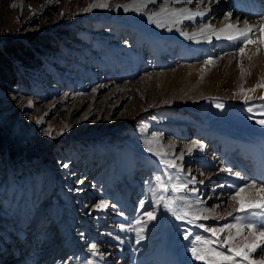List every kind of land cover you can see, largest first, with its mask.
Segmentation results:
<instances>
[{
	"label": "rangeland",
	"instance_id": "rangeland-1",
	"mask_svg": "<svg viewBox=\"0 0 264 264\" xmlns=\"http://www.w3.org/2000/svg\"><path fill=\"white\" fill-rule=\"evenodd\" d=\"M130 1L0 0V45L7 40L25 41L32 33L58 38V50L42 56L38 69L22 71L13 89L0 87V249L11 241L16 246L0 256L3 264H25L26 260L31 264H87L92 258L91 244L96 245L99 255L105 256L102 248L115 244L108 240L122 238L114 230L121 223L115 217L122 211L117 199L126 192L134 206L140 204L151 196L146 195L150 190L145 187H155L153 178L162 175L153 164H144L156 156L147 150L146 141L159 134L152 143L154 149L162 146L163 151L172 155L181 151L171 150L170 144L183 140L167 133L168 119L159 116L156 109L151 113L143 111L151 99L168 92L166 75L162 79L155 77L150 87L152 74L170 72L181 64V48L168 43L163 46L167 52L156 57L149 54L150 47H141L155 41L144 31L166 33L170 27L182 26L169 23L167 28H160L148 23L147 15L159 12L161 0L144 12H125L117 7ZM97 3H107L109 7L85 11ZM226 10L212 22H218ZM114 12L130 14L121 16L119 23L141 24L118 25L112 18ZM94 13L99 14L98 19H91ZM255 33L256 30L250 38ZM262 105L264 100L240 104L251 117L253 113L247 108L252 106L258 119L262 118L258 115ZM194 131L191 129L193 135L185 144L200 141ZM46 132L50 134L45 135ZM211 148L213 144L206 146L204 155L197 154L200 159L194 163H181L183 173H190L197 181L209 177L206 173L212 169L200 163L209 154L213 156ZM129 159L137 164V171L131 168ZM94 163L99 166L90 172ZM65 164L67 168L63 167ZM52 186L57 187L58 193L51 191ZM206 189L199 187L195 196L208 201L209 207L217 205V191L212 194ZM101 200L108 207L100 212L95 205ZM179 200L177 205L189 211L185 205L190 203L183 197ZM130 210L133 208L125 210L126 216ZM153 210L156 207L151 203L145 212ZM136 211L137 208L133 212ZM159 211L151 226L169 231L179 239L181 247L191 246L196 234H204L197 225L181 224L170 213ZM186 230L193 233L188 240L184 238ZM157 232L152 230L147 237L150 240L142 247L148 248L149 243L155 242ZM126 237L130 239V234ZM263 256L264 253L255 254Z\"/></svg>",
	"mask_w": 264,
	"mask_h": 264
},
{
	"label": "bare ground",
	"instance_id": "bare-ground-1",
	"mask_svg": "<svg viewBox=\"0 0 264 264\" xmlns=\"http://www.w3.org/2000/svg\"><path fill=\"white\" fill-rule=\"evenodd\" d=\"M158 1L155 0L154 4L150 3L148 6H153ZM161 1L162 5L160 8L165 3V0ZM250 2L251 0H203L202 2L201 0H193V3L173 4L172 0H168L169 8H186L193 12L198 10L208 11H206L204 16H198L194 20H183L182 23H179V26H182L179 29L178 27L175 29L170 27L166 33L144 31V33L147 32V36H154L153 38H155V41L153 40L154 52L161 51V54L164 51L165 53L167 50H165L166 47H163L164 45L176 43L180 46L181 54L184 57L182 59L183 62L172 71L152 74L154 78L150 82V87L154 84L155 77L162 79L166 75L165 81L170 88H168V92L165 95L160 96L158 99L154 98L149 102L147 101L148 103L143 107L144 112L151 113L156 109L159 112V116L166 117L168 120H165L167 121L165 125L170 128V131H167V133L174 134V137L183 140V143H178L177 145L170 144V146H173L172 151H176L178 148L181 151L176 155L169 154L168 158L179 157L183 153V160L177 159V164L181 165L183 162L194 163L200 159L196 157L197 154L204 155L206 146L209 144H213V147L218 145L216 149L211 148V152H214L213 156L211 157L209 154L200 163L203 167L212 169L211 172L206 173V176L209 177L205 178L203 183L189 184V190L179 194V196L190 203L189 212L200 217H209L208 220L201 219L198 221V224L203 223L207 227H222L225 221L228 223L234 222L233 217L227 215L228 212H233V216L238 214L230 206V195L234 194L232 186H243V181L238 179L234 173H240L248 181L254 180L257 187H260L257 182L264 180V171L262 172V170L257 168L260 165L259 167L264 170V126L257 124L240 106L241 103H245V96L250 97V101L261 100L260 98L264 97V88L256 87L258 84H264V45L253 43L239 46L240 41L217 40L214 36L210 40L208 39L213 29L224 28L229 23L238 25L240 28L245 26V22L257 27L264 25V9H261L259 12H262L261 15L252 18L253 14L249 8ZM132 3L133 0L129 2V4ZM261 3L264 6V1ZM224 9L227 10L223 17L218 19V22L213 23L212 21ZM128 14L125 12H114L112 15V18L115 19L114 23L123 26L128 24L129 27H137L141 24L139 21H131L129 23H119L117 21L121 16ZM98 18L99 14L97 13H94L91 17V19ZM207 25H211V28L207 29L204 34H200L199 30L204 29ZM182 32L187 33L188 36L182 35ZM193 34L196 35L193 36ZM189 36H193V38H188ZM258 38V30H256V33L250 39L256 41ZM149 47L150 45L145 43L141 48L145 49ZM239 47H245L243 55H240ZM203 55L208 57L203 60L201 59ZM209 58L212 59L213 63H207ZM158 78L157 80H159ZM252 88H255V91H246ZM241 89L245 91L242 92ZM217 103H222L224 107L217 108L215 106ZM191 129L197 132L196 135H198L197 138L200 141L198 143L189 141L185 144V141H188L186 139L193 135ZM193 144L202 145L203 148L196 147L189 153L186 146H192ZM247 155L250 159L249 161L244 159ZM144 164L145 166L153 164L163 175L164 168L159 157L155 156L151 162ZM129 165L136 171L139 168L131 159H129ZM98 166V163H94L91 165V171L88 168L86 173L88 171L95 172ZM225 168L231 171H222ZM249 168H252V170L247 172ZM185 173H182V178L187 177ZM218 185H225V187L220 188ZM199 187H206L212 194L217 191L216 195L218 196L215 197L218 200L217 205L209 207L207 205L208 201L206 202L199 198V196H195ZM146 189L149 190L150 187H145ZM191 189H196V191H192ZM230 191L233 192L230 194ZM149 194L151 192L146 195ZM130 199V196L126 192L121 194L120 198L117 199L118 205L122 207V211L117 212L115 217L121 223L119 222L120 224L114 230L117 233L115 234L122 238L116 239V237H113L111 240H108L111 244L115 243L114 246H109L108 244V247L102 248L105 256H101L98 253L92 255V258L89 260L93 264H124L125 262H131V264H203L202 261H194L190 252L191 246L181 247L178 238H175L169 231L160 229L157 225L152 227L151 222L141 225L142 227L144 226L143 239L137 242L136 232L130 231L129 228L137 227L135 224L136 220L141 219L145 209L151 203H154L152 194L147 200H144L145 205L143 208L140 207V204L137 205L136 203L137 206H134L133 201ZM128 208H133V211L137 208L136 213L130 210V215H134L132 218H129L130 215L126 216L127 212L125 210ZM204 208L214 209V211L204 212ZM101 211H105V208ZM153 211L157 213V216L159 215V209L156 208ZM133 218H136L135 221H131ZM143 219L146 220V217H143ZM179 221L181 224L187 223V221ZM207 222L222 223L208 226ZM40 224L41 220L37 223V228L39 229L41 228ZM121 224L125 226L123 231L119 227ZM152 230H158L154 236L155 242L149 243L148 248L142 247L144 242L148 243L150 240L147 237L151 235ZM234 232L235 230L233 229ZM128 234H130V239L126 237ZM202 235L210 234L204 233ZM224 235L226 233L221 234L220 238L223 239ZM129 240L133 241L134 244H132L133 242L129 243ZM13 242L15 241H11L10 245H2L0 249L1 257L10 253V248L13 250L16 247ZM4 252L5 254L3 255ZM251 258L261 259L264 256L255 257L254 254Z\"/></svg>",
	"mask_w": 264,
	"mask_h": 264
},
{
	"label": "snow or ice",
	"instance_id": "snow-or-ice-1",
	"mask_svg": "<svg viewBox=\"0 0 264 264\" xmlns=\"http://www.w3.org/2000/svg\"><path fill=\"white\" fill-rule=\"evenodd\" d=\"M154 4L155 0H133L132 4L128 5H118V8H123L125 12L130 10L136 12H144V9L148 4ZM172 3H193V0H172ZM93 7L95 8H108L107 3H97L91 5L85 11H90ZM210 10V9H209ZM208 11V10H206ZM206 11H191L186 8H169L168 0H165L164 6L160 8L159 12H154L147 15L148 23L155 24L157 27L164 28L169 23L175 26L178 23H182L183 20H194L198 16H204ZM211 25H207L204 29H200V34H204L207 29H210ZM258 30L261 32V36L258 40L253 41L250 39V34ZM182 35L188 36L187 33L182 32ZM196 34H193V36ZM189 36L188 38H193ZM215 39H225L230 42L240 41L243 45L259 43L264 45V25L254 26L245 22V26L240 28L238 25H233L231 23L227 24L224 28L213 29L211 34L208 36L210 40L212 37ZM240 55L245 53V47H239ZM207 63H213L212 59L209 58ZM256 87L264 88V84H258ZM93 91H96L93 89ZM244 92V89H241ZM246 91H255V88L247 89ZM250 97L245 96V103H249ZM264 100V97L260 98ZM217 108H223L222 103H217L215 105ZM258 115L262 118L257 119V113L253 112V107L249 106L247 111L253 113L252 119L262 126H264V105L261 106ZM41 121H38V123ZM46 132L45 135H49ZM159 138V134L153 137L152 141H146L147 150L149 152H154V154L160 158V162L163 165L164 172L163 175L155 176L154 182L155 187L150 186V192L152 194V200L154 206L157 209L162 210L164 213H170L176 220L187 221L190 225H197L199 228L203 229V232L210 235L196 234L194 239H191V256L194 261L203 262V264H264V258L253 259L251 258L254 254L264 253V180H261L260 187H257L256 182L248 181L240 175V173H234V175L243 181V186L233 185L234 194L230 195V206L238 214L233 216V212H228L229 217H233V223H224L222 227H207L203 223L198 221L208 220V216H197L186 210H182L177 205V200L182 199L179 196L181 192L188 191L189 184L203 183V181H197L194 176L189 173L187 177L182 178L183 168L176 163V160H183L184 154L181 153L179 157H174L169 159V154L162 150V146H158L157 149L152 147V143ZM189 153L193 151L194 148H203L202 145L193 144L192 146H186ZM63 167L67 168L68 165L65 164ZM174 173L173 174V171ZM222 171L230 172L229 169H222ZM166 178V179H165ZM83 183V181H80ZM218 187L223 188L225 185H218ZM251 189V191H249ZM196 191V189H191ZM169 192L176 195H167ZM202 203V201H201ZM145 205L144 201H140V207L143 208ZM108 207L106 201L101 200L95 205L97 210H102ZM190 207L185 205V208ZM204 212L214 211V209L204 208ZM123 215V213H121ZM146 217V220L143 219ZM158 219L157 213L155 211H146L143 213L141 219L136 220L135 224L137 227L129 228L130 231H135L137 235V242L143 239V227L142 224L146 225L151 221ZM223 219V218H221ZM121 231L125 229V226L121 224ZM233 229L235 232L233 233ZM226 233L221 239V234ZM193 233L191 231L184 232V238L186 240L192 237ZM89 252L92 255L97 254V249L95 244L89 246ZM87 264H93L91 260L87 261Z\"/></svg>",
	"mask_w": 264,
	"mask_h": 264
},
{
	"label": "trees",
	"instance_id": "trees-1",
	"mask_svg": "<svg viewBox=\"0 0 264 264\" xmlns=\"http://www.w3.org/2000/svg\"><path fill=\"white\" fill-rule=\"evenodd\" d=\"M57 37L32 33L27 39L7 40L0 45V87L13 89L22 71L38 69L41 57L58 50ZM43 159V158H42Z\"/></svg>",
	"mask_w": 264,
	"mask_h": 264
}]
</instances>
